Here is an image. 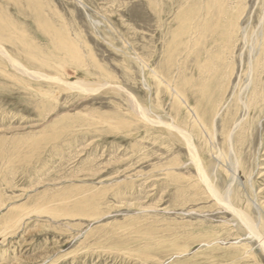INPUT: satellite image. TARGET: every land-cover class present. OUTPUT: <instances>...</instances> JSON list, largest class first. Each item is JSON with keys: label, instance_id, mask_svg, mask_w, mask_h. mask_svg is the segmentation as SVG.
Instances as JSON below:
<instances>
[{"label": "rangeland", "instance_id": "obj_1", "mask_svg": "<svg viewBox=\"0 0 264 264\" xmlns=\"http://www.w3.org/2000/svg\"><path fill=\"white\" fill-rule=\"evenodd\" d=\"M263 10L0 0V264H264L170 130L236 209L264 215V100L231 131Z\"/></svg>", "mask_w": 264, "mask_h": 264}, {"label": "bare ground", "instance_id": "obj_2", "mask_svg": "<svg viewBox=\"0 0 264 264\" xmlns=\"http://www.w3.org/2000/svg\"><path fill=\"white\" fill-rule=\"evenodd\" d=\"M220 6V5H219ZM221 8V6H220ZM222 11V9H221ZM236 25H237V22H235ZM197 22H195V24L191 27V30H192V37H191V48H192V53L196 50V45H197V36H195V32L196 31V26H197ZM245 30H243V37H245ZM204 35V34H202ZM256 37L254 36L253 39L251 40V46L249 47V59L247 60L248 61V64H247V70H246V80H247V85L245 87V92L248 91L249 92V88L248 87H251L252 88V92L250 94L247 93V98L243 99V101H239L238 104L236 105V108H235V113H234V116L232 117V125H233V129L231 130L232 132L235 131L236 129H238V127H240V124L242 123V120L240 119L239 115L237 116V111L241 110V112L244 111V114L247 110H249V106L252 105L253 103H258L259 101H263L264 100V97L263 99L262 98V95H263V91H262V88L264 87L263 86V81H264V10H263V13L261 15V17L259 18V22H258V29L255 33ZM62 45V44H61ZM66 45V44H65ZM1 53H3L1 50H0ZM71 54L73 56H75V54L70 51ZM189 52V51H188ZM4 54V53H3ZM21 72H23L24 74L26 75H34L33 72H30V71H26L25 69H21ZM56 82V81H55ZM256 82V83H255ZM67 87L69 88H72V89H76L75 86L73 85H70V84H65ZM175 95L177 97L180 98V94L179 92H176L174 91ZM234 96V95H233ZM241 98V97H240ZM219 105V104H218ZM218 105H214V102L211 104V109H212V112L214 111V109L216 110V107H218ZM224 105V104H223ZM222 105V106H223ZM216 106V107H215ZM135 107V106H134ZM229 106H226V108H228ZM202 109V108H201ZM134 112L135 113H138L140 114V111L137 110V108L135 107L134 108ZM222 114V113H221ZM244 114L242 116V118L244 117ZM249 114V112H248ZM247 115V114H246ZM248 117V115H247ZM245 118V117H244ZM195 119H197V122L199 121V119L197 118V116L195 115ZM248 119V118H247ZM191 121V120H190ZM244 121V120H243ZM216 122V121H215ZM245 122V121H244ZM201 123V122H200ZM167 126H170L167 124ZM172 129V131L178 133L183 139H184V142L186 143V146L188 148V151H189V155L191 157V160L192 162L194 163L195 167H196V170H197V175L200 177V179L202 180V182L204 183L205 187H206V190L208 191L209 195L216 201V203H218L220 206H222L224 209L228 210L229 212H231L235 217L236 219L245 227L246 231L252 235L253 237L256 238V240L258 241L259 243V246L261 248V250L263 251L264 253V220H263V214H262V217H260V213H259V219L255 221L249 219L243 212L239 211L238 209H236L233 204H232V200H231V193H230V188H227L225 189L224 191H219L218 189H216V187L214 186V184L210 181L209 177L206 176L205 174V171L203 170V168L200 167L199 163H198V158L195 156V153H194V149H193V146L191 145L190 143V139H189V136H187V134H185L183 131L177 129V128H170V130ZM216 130V128L214 129ZM236 132V131H235ZM215 133V132H214ZM231 132H229L227 134V144L229 143H232L231 140H232V134H230ZM238 133V132H237ZM235 135V134H234ZM210 136V134H209ZM215 136V135H214ZM207 137V136H206ZM212 138V136H211ZM212 140V139H211ZM233 145V143H232ZM231 147V146H230ZM233 148V146H232ZM233 150V149H232ZM223 151V150H222ZM239 152V151H238ZM219 153V151H218ZM217 153V154H218ZM226 153V152H225ZM235 153V152H234ZM236 154V153H235ZM239 155V154H238ZM219 156V155H218ZM226 156V155H225ZM221 157V156H220ZM229 157V156H228ZM235 157V156H234ZM234 157L233 160H234ZM226 158V157H224ZM231 158V160H232ZM228 159V158H227ZM226 159V161H227ZM224 160V159H223ZM232 162V161H231ZM228 163V162H227ZM225 164V163H224ZM234 164V163H233ZM229 166V165H227ZM230 167V166H229ZM228 167V168H229ZM237 164H234L233 165V169H232V176L236 175L235 173L237 172L236 169H237ZM231 169V168H229ZM215 170V169H214ZM239 170V169H238ZM230 173V171H229ZM213 174L214 171H213ZM231 174V173H230ZM239 175V174H238ZM216 176V174H215ZM231 176V175H230ZM212 177V176H211ZM237 177V175H236ZM230 178H233V177H230ZM234 181V180H233ZM250 181V180H249ZM231 182V181H230ZM229 182V183H230ZM247 182V181H246ZM246 182L244 184H246ZM233 183V182H232ZM235 183V181H234ZM238 185V183L236 184ZM242 186V185H241ZM246 186V185H245ZM240 187V186H239ZM244 187V186H243ZM242 188V187H241ZM247 188V187H246ZM245 190V189H244ZM248 190V189H247ZM246 190V191H247ZM245 191V192H246ZM243 193V192H242ZM255 193V192H254ZM233 194V193H232ZM239 196V195H238ZM242 196V194H241ZM248 197V196H247ZM251 197V196H250ZM256 199V198H255ZM248 200V199H247ZM251 200V199H250ZM257 200V199H256ZM237 201V200H236ZM242 201V200H241ZM245 202V201H244ZM257 204V202H255ZM236 204V202H235ZM259 204V203H258ZM259 206V205H258ZM260 209V208H259ZM257 210V209H256ZM259 211V210H258ZM255 212V211H254ZM167 213V212H166ZM249 215V214H248ZM233 216V217H234ZM11 220V219H10ZM10 233V232H9ZM3 234V233H2ZM1 234V235H2ZM0 235V236H1ZM182 251V250H180ZM190 255V254H189Z\"/></svg>", "mask_w": 264, "mask_h": 264}]
</instances>
